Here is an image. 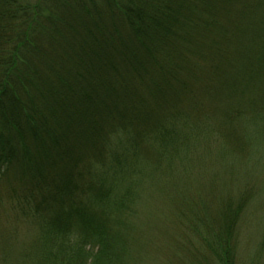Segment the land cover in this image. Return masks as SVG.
<instances>
[{"label":"trees","instance_id":"1","mask_svg":"<svg viewBox=\"0 0 264 264\" xmlns=\"http://www.w3.org/2000/svg\"><path fill=\"white\" fill-rule=\"evenodd\" d=\"M3 197L34 226L21 264H243L264 0H0Z\"/></svg>","mask_w":264,"mask_h":264},{"label":"rangeland","instance_id":"2","mask_svg":"<svg viewBox=\"0 0 264 264\" xmlns=\"http://www.w3.org/2000/svg\"><path fill=\"white\" fill-rule=\"evenodd\" d=\"M8 197H3L0 205V264H21V253L26 248L27 243L31 240L34 233V226L27 222H21L16 210L12 204L8 202ZM159 199L151 201V215L146 212L142 213V218L146 224H150L154 233L164 235V229L161 228V218L159 212L161 208ZM3 205V206H2ZM153 209L156 212L153 213ZM168 210L165 211V215ZM264 215V200L258 201L248 213L243 228L240 233L242 246L243 264H264V248L261 249L260 231L262 224L259 217ZM164 219V218H163ZM161 230V232H160ZM154 236V235H153ZM166 237V232L165 235ZM163 236V237H164ZM153 251V252H152ZM155 250H151V260L149 264H154L152 258L155 255ZM255 258L254 261H249V258ZM164 259V257H163Z\"/></svg>","mask_w":264,"mask_h":264}]
</instances>
